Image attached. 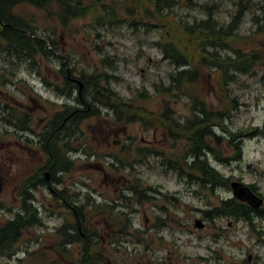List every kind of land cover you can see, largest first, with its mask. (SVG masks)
Listing matches in <instances>:
<instances>
[{"label":"rangeland","instance_id":"rangeland-1","mask_svg":"<svg viewBox=\"0 0 264 264\" xmlns=\"http://www.w3.org/2000/svg\"><path fill=\"white\" fill-rule=\"evenodd\" d=\"M113 1L118 18L123 20H96L90 14L69 22L68 26L45 9L29 4L15 7L18 14L34 21L37 33L56 41L60 60L53 56L52 61L40 62L41 74L23 65L14 75H7L4 68L8 64L0 59V103L19 107L32 118L27 129L20 130L6 124L4 115H0V226L18 211L23 213L26 189L30 195L27 203L38 212V222L22 231L12 255H0V264H79V246L63 245L59 233L67 219L71 224L74 222L72 210L61 199L59 191L63 190L68 203L79 205L89 196L96 202H114L111 214L101 213L83 226L88 231H97L98 247L106 264H264V216L254 217L251 223L229 216L211 220L204 217L205 210L220 205L222 200L238 198L231 186L235 181L264 200V33H256L257 26L253 24L254 13L264 15V0H253V9L242 18L237 43L231 40L230 46L210 49L222 58L233 56L236 48L248 55L257 54L259 62L253 71L237 73L235 81L224 84L221 72L206 62L201 64L198 78L191 85L192 91L200 93L213 111L225 112L224 124L230 133L215 126L216 133L227 138L242 135L240 158L225 164L210 155L213 168L230 179L229 187L201 188L192 179L179 177L156 154L145 152L138 159L141 148L153 147L169 153L177 151L183 142L167 139L161 127L146 130L138 121L117 120L104 107L100 115L83 120L77 127L72 121L64 129L69 147L73 148L68 152L75 161L73 168L57 172L55 178L45 169L44 178L49 181L46 184L38 181L47 162L38 134L65 102L44 79L62 84L58 75L62 64L78 76L82 71H106L111 75L115 92L135 105L158 111L168 103L181 120L190 114L189 97L155 91L156 84H169V73L177 67L164 59V53L156 45L159 29L153 22L136 14L129 17L124 11V4L129 1L134 6L138 2L145 4V0ZM232 2L179 0L168 20L192 22L205 18L202 5L215 3L218 7L214 8V16L226 24L234 10ZM104 58L109 63L102 64ZM79 89H74L70 104L82 108L87 103L77 101L83 94ZM141 92H147L149 97L140 98ZM251 129H256V134L248 136ZM224 146V156L234 157L232 144ZM133 176L143 186L151 187L141 202L128 189ZM30 179L33 185L26 188ZM120 212L127 219V234L115 231L112 214ZM197 219L203 222L202 228L196 226ZM66 230L71 232V227Z\"/></svg>","mask_w":264,"mask_h":264},{"label":"trees","instance_id":"trees-1","mask_svg":"<svg viewBox=\"0 0 264 264\" xmlns=\"http://www.w3.org/2000/svg\"><path fill=\"white\" fill-rule=\"evenodd\" d=\"M145 2V4L138 2L132 6V2L129 1L126 5L124 4V11L129 17L136 14L153 22L152 25L159 29V36L155 41L156 45L164 53V59H169L170 63L177 67L176 70L169 73V84H156L155 91L160 94L170 93L176 96L182 94L189 97L191 102L190 114L181 120L178 115H175L173 108L168 103L161 110L151 111L144 106L135 105L131 100L125 101L112 88L111 75L104 70L102 72L95 70L91 73L82 71L78 76L72 69L70 76L73 80L71 81L67 77V65L62 64L63 67L59 69V72L61 71L60 73L64 76V81L62 85H57V90L63 89L73 96L74 89H79L76 80L83 82V94L76 99L80 104L86 102L87 105L82 108L71 107L73 125L76 127L83 120L100 115L101 107L107 111H112L117 120L138 121L146 130L151 127H161L167 139L183 142V145L177 147L181 149L167 153L153 147H144L137 152L138 159L144 157L145 152L156 154L162 163H167L179 177L187 178L189 181L192 179L201 188L214 190L217 186L229 187L230 179L213 168L210 163V155L225 164L230 159L240 158L239 148L240 141L243 140L242 135L232 134L230 138H227L216 133L215 126L230 133L224 124L225 112L213 111L200 93L192 91L191 85L198 78L201 64L206 62L212 63L221 72L224 84L235 81L237 73L253 71L259 62L257 54L248 55L236 48L233 50V56L222 58L217 52L210 49L230 46L229 41L231 40L237 43L240 40L237 33L243 22L242 18L253 9L255 4H252L253 0H234L232 2L234 10L230 14V21L221 24L218 18L214 16V8L218 7L215 3L202 5L206 10L205 18L194 19L192 22L181 19L171 23L168 18L171 17L172 10L179 6V0H145ZM114 3L113 0L110 2L108 0H0V59L8 64L4 71H7V75H14L24 65L27 70L41 74L40 62L52 61L53 56L60 60L56 41L50 36L45 37L37 33L38 28L34 21L18 14L15 11L16 6L29 4L45 9L49 13L57 15L62 25L68 26L69 22L90 14L94 15L96 20H106L107 18L123 20L124 18H118L119 13L117 8H114ZM55 7L56 11H52ZM140 10L142 12L138 14ZM143 24L146 27L149 26L148 22ZM253 24L257 26L256 33H264V15L254 13ZM103 63H109V61L104 58L102 59ZM2 76L4 78V74ZM44 81L53 87L52 83L45 79ZM173 89L174 91L171 92ZM139 96L142 99H147L149 94L141 92ZM89 97L90 100L88 101ZM230 102H234V100ZM0 115H4L2 117L6 124L20 130H26L27 125L32 120L26 111H22L19 107L3 104V102L0 103ZM61 115V112L55 113L54 117L48 120L38 134L42 139L40 144L47 154V162L42 173L39 174L38 181L41 184L47 183L43 174L45 169H48L55 178L57 172L70 171L75 164L74 158L68 154L69 151L72 152L73 150L69 147L68 134L65 130L58 129L62 120ZM255 130L251 129L248 136L256 134ZM227 143H231L234 147V157L224 156L226 153L224 145ZM116 158L119 159V156ZM119 161L122 162L121 159ZM129 164L131 165V163ZM29 185H33L31 179L27 182L26 188ZM128 187L130 193H134L140 202L143 197L147 196V191L151 188L150 186H143L141 180L135 176L131 178ZM156 191L154 190V192ZM62 192L59 191L61 199H64L65 204L69 205L74 217L72 224L67 219L59 229L63 245L69 247L77 244L79 246L77 256L79 264H106L98 247L100 237L97 231H88L83 226H86L88 222L101 213L108 211L111 214L114 202L112 204L96 202L89 196L86 201L80 202L78 205L68 203V196H64L65 190ZM252 192L254 193V191ZM248 194L252 195V199L258 200L254 194ZM29 198L30 195L26 189L23 213L18 211L14 218L0 226V255H12L22 231L38 222L37 209L34 205L27 203ZM255 204V202H247L245 199L241 200L236 197L224 199L220 205L205 210L204 217L211 220L214 217L229 216L251 223L254 217L264 216V205L257 208L253 206ZM112 217L116 223L115 231L121 234L129 233L124 212L112 214ZM114 221H112L113 224ZM69 226L71 232L66 230ZM66 251L68 254L70 253L69 248Z\"/></svg>","mask_w":264,"mask_h":264},{"label":"flooded vegetation","instance_id":"flooded-vegetation-1","mask_svg":"<svg viewBox=\"0 0 264 264\" xmlns=\"http://www.w3.org/2000/svg\"><path fill=\"white\" fill-rule=\"evenodd\" d=\"M61 72V71H60ZM58 71V75H59V82L63 84L64 81V76ZM66 72H67V77L68 79H70L71 81L73 80V78L70 76V74L72 73V68H66ZM62 84H57L56 82L53 84V88L56 91V94L62 98L65 99L64 103H61L58 107L55 113L61 112V124L58 126L59 130H64V129H68L73 121V110L71 107H73L70 104V101L72 102V94H70L68 91H64L63 89L61 90H57V85H62ZM69 107V108H68ZM64 112V114H63ZM54 117V116H53ZM58 122V121H57ZM55 192V191H53ZM12 219V218H10Z\"/></svg>","mask_w":264,"mask_h":264},{"label":"water","instance_id":"water-1","mask_svg":"<svg viewBox=\"0 0 264 264\" xmlns=\"http://www.w3.org/2000/svg\"><path fill=\"white\" fill-rule=\"evenodd\" d=\"M77 83H79L80 85V89L79 91H81L82 87H83V82L80 81V80H76ZM46 176H49V173L47 172L46 173ZM47 181H49L48 177L46 178ZM231 186L234 190V193L240 198V199H247L248 201H251V202H255L256 206H260L261 203L263 202L262 199L260 200H255V199H252V195L248 194L247 193V190H246V187L244 185H242L240 182H232L231 183ZM196 226L199 227V228H202L204 226L203 222L200 220V219H197L196 222H195Z\"/></svg>","mask_w":264,"mask_h":264}]
</instances>
